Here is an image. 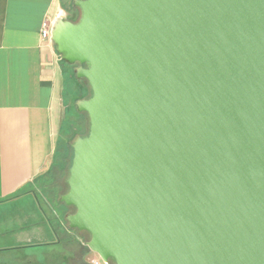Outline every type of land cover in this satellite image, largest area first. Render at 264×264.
<instances>
[{"label":"water","instance_id":"1","mask_svg":"<svg viewBox=\"0 0 264 264\" xmlns=\"http://www.w3.org/2000/svg\"><path fill=\"white\" fill-rule=\"evenodd\" d=\"M75 4L69 227L107 264H264V0Z\"/></svg>","mask_w":264,"mask_h":264},{"label":"crops","instance_id":"2","mask_svg":"<svg viewBox=\"0 0 264 264\" xmlns=\"http://www.w3.org/2000/svg\"><path fill=\"white\" fill-rule=\"evenodd\" d=\"M67 16L60 0H0V207H19L22 227L37 220L21 227L11 243L56 240L64 220L44 216L36 182L53 166L64 83L62 61L42 41L41 24Z\"/></svg>","mask_w":264,"mask_h":264},{"label":"rangeland","instance_id":"3","mask_svg":"<svg viewBox=\"0 0 264 264\" xmlns=\"http://www.w3.org/2000/svg\"><path fill=\"white\" fill-rule=\"evenodd\" d=\"M71 1L72 0H67L68 4ZM65 13L68 15L66 11ZM55 52L56 54H58L56 49H55ZM62 66L63 68L65 67L63 62H62ZM68 69L74 70L75 68L69 66ZM63 81L64 83H63L62 113L58 121V129H57L55 139L57 140V146L59 145V147H61L62 149H65L64 147L67 146V150H68L69 157H70L71 145L75 143L78 135L82 133L81 126L83 125V123L88 125L89 121H88V116L85 113L78 111L76 104H75L77 102L76 100H78L77 96L82 97L83 92L78 91L76 89L75 82L73 81L71 77L68 82V81H65V77L63 76ZM56 172H57V168H54L50 178L47 179V181H49L48 183L53 182L52 185H48L49 187H47V184H46V188H43L42 187L43 185L38 186L39 187L38 192L39 191H42V192L41 193L39 192L37 194V201L40 207H42V209L44 210L43 212L44 216L45 214H49L51 215L50 218L53 219L55 214L56 215L59 214L60 216L64 217L62 225H65V236L59 233L58 234L59 236L57 238L64 239L65 237V264L66 262L67 264H72L71 259L73 257L74 248H72L71 245L73 244V242L82 243L85 245V248H84L85 251L88 250L87 252L88 261L94 264L93 261L97 260L98 258L100 259V257L98 254L91 251L86 245V243L89 240L88 237H85L82 239V235L79 234L77 230L71 229L67 221H65V217L67 216L65 215L66 214L65 209L67 207L63 205L61 201H59L60 194L58 193V190H53L57 186V182L55 179ZM62 194L63 193L61 192V195ZM23 208H25L27 212L30 210L28 206H24L22 207V209ZM20 210L21 209L19 207H14V205H7L4 207H0V246L5 247V248H2V250H0V259H2L3 264H30L29 262L23 261L25 256H30V257H35L36 259H38L40 263H45L44 260L42 259L40 252H38L39 245L45 242V240L43 239L25 240L26 242H23L21 244L18 242L11 243L9 241L11 240L10 237L18 233L19 231H21L20 228L22 227V223L18 221L16 217V215L20 213ZM69 211L70 213H72L73 208H69ZM36 221L37 220L32 219L29 222H25V226L24 225L23 226L27 228L30 224L37 223ZM54 221H55L56 226H58L59 224L57 223V221L55 219ZM78 238H81L80 242H78ZM4 240H7V241L4 242ZM52 240L53 239H51V241ZM101 264H104V263H101Z\"/></svg>","mask_w":264,"mask_h":264},{"label":"trees","instance_id":"4","mask_svg":"<svg viewBox=\"0 0 264 264\" xmlns=\"http://www.w3.org/2000/svg\"><path fill=\"white\" fill-rule=\"evenodd\" d=\"M60 2H61L62 8L68 13V19H70L72 21H76L78 19V17H79V8L76 6L75 0H72L69 4H68L67 0H60ZM62 62L64 64V66H65L63 68L65 81L69 82L70 77H71L73 79V81L75 82L76 89L78 91H82L83 92L82 93L83 94L82 97H78L77 96L78 100H83V99L89 98L91 96V90H90V87L87 84V82L84 79H80V78H78L76 76L75 69L74 70H69L68 69L69 66L74 67V68H76V66L75 65H70L67 62L63 61V60H62ZM78 100H76V101H78ZM76 107H77V104H76ZM88 121H89V118H88ZM81 127H82V133L80 135H78L77 139L79 137H84V136H86L88 134L89 123H88V125L83 123V125ZM83 129H84V131H83ZM64 148L65 149H62L61 147H59V145L56 146V152H55V155H54L53 166L47 172V174H45V176L41 177L36 182V185H38V186H40V185L42 186L43 185L42 186L43 188H46V184H47V187H49L48 185H52L53 182L52 183H48L49 181H47V179L50 178V176H51V174L53 172V169L57 168V172L55 174L56 175L55 179H56V182H57V186L53 190H58V193L60 194L59 201H60V197H61V192L64 194L65 191L68 188V186H67V178L69 176V169L71 167L72 159H73V155H74L73 145H71L70 157H69V153H68V150H67V146L64 147ZM67 154H68V156H67ZM62 204L64 205V203H62Z\"/></svg>","mask_w":264,"mask_h":264},{"label":"flooded vegetation","instance_id":"5","mask_svg":"<svg viewBox=\"0 0 264 264\" xmlns=\"http://www.w3.org/2000/svg\"><path fill=\"white\" fill-rule=\"evenodd\" d=\"M88 99V98H86ZM63 224V223H62ZM60 224L58 226V233L63 234L65 236V225ZM82 235V239L86 237L82 232L77 231ZM81 241V238H78V242ZM74 248L72 264H92L88 261L87 252L85 251V245L82 243H74L71 245ZM22 248V247H21ZM2 250V249H0ZM38 252H40L42 259L45 263H40L38 259L35 257L25 256V262H29L30 264H65V237L64 239L57 238L54 241H45L39 245ZM69 258V257H68ZM0 264H3L2 259H0ZM67 264V262H66Z\"/></svg>","mask_w":264,"mask_h":264},{"label":"built area","instance_id":"6","mask_svg":"<svg viewBox=\"0 0 264 264\" xmlns=\"http://www.w3.org/2000/svg\"><path fill=\"white\" fill-rule=\"evenodd\" d=\"M54 28V21L50 18H45L41 24V39L43 42H46L48 45H50L52 47V49H55L54 47V43L52 41V31ZM94 264H107L105 262H103V260L100 258H98L97 260L93 261Z\"/></svg>","mask_w":264,"mask_h":264}]
</instances>
